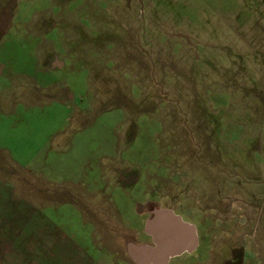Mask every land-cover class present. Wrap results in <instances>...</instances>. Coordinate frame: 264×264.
I'll return each instance as SVG.
<instances>
[{
    "label": "rangeland",
    "instance_id": "374dc122",
    "mask_svg": "<svg viewBox=\"0 0 264 264\" xmlns=\"http://www.w3.org/2000/svg\"><path fill=\"white\" fill-rule=\"evenodd\" d=\"M30 42L51 73L27 120L3 101L0 122L38 151L40 189L1 174L6 217L65 236L86 264H139L135 248L157 246L146 222L169 212L197 244L167 264H264V0H0L5 70ZM104 174L108 200L86 199Z\"/></svg>",
    "mask_w": 264,
    "mask_h": 264
},
{
    "label": "crops",
    "instance_id": "0c3cea01",
    "mask_svg": "<svg viewBox=\"0 0 264 264\" xmlns=\"http://www.w3.org/2000/svg\"><path fill=\"white\" fill-rule=\"evenodd\" d=\"M13 29V27L9 28V30L4 32V34H11L10 32ZM15 30L18 34V29ZM16 31L14 32L15 34ZM22 43H15V45H19V50H25L24 52L27 55L26 57H21L16 65H10L9 70H5L6 67L0 64V78L3 77L1 79L6 84L7 88L9 90L14 89L17 91V89L21 87V89H19V98H21L19 101L12 95V92H9L5 98L2 97L3 95H0V121L5 114L3 112V101L6 104V112L9 115H15L17 113V108H25V110L21 109L22 111H20L19 116L25 115V120H27V115L33 114V112H29V110H31V107H33L36 101L39 100V91L37 85L39 83L40 75L42 76L44 74L51 73L48 70L44 71V68L40 67V61L38 58L40 46L38 42H30L34 45L32 48H27V50L25 49L26 47L24 48V44ZM7 100H11L10 106L7 103ZM51 103L60 102L54 100ZM27 125L29 126L31 124ZM29 127L31 128V126ZM17 128L18 125L14 123L13 125L8 126L3 124V122H0V176L1 174H25V176H19V178L23 181L22 185L24 184L25 188L27 189L29 187V190L31 191H37L40 189V185L36 181L27 178L28 175L26 174H37L38 165L40 164L38 159V151L33 150L26 152L25 154L21 149V145L17 141L15 144L14 137L11 139H6L7 135L13 134L16 136L15 132ZM43 162L44 160L41 161V163ZM91 174H97L96 170H94V172ZM89 180L93 182L94 185L87 189L85 198L95 201L97 196H101L102 198L108 200L110 195L106 194V189L100 187V185H97V182L100 180L118 181V177L115 174H109V176L104 174L100 177L90 175ZM116 187H118L117 184H115V188ZM105 205L106 203H104V201H101L100 204H96V206H100L102 208L105 207ZM3 211L4 210L0 208L1 264H40L38 261L39 259L35 257V253L33 252L35 245L41 246L43 250L48 251V254L55 253L58 257H60V264H66L67 260L70 261L67 262V264H86L84 248L78 247L75 244L62 239L65 238V236H54L53 233L47 229V227L43 226L39 222H21L20 220L6 217L3 214ZM99 234L100 235L98 236L96 233H91L90 237L93 238L94 241H97V239L100 237L101 240L103 239L106 241V238L103 237L101 231ZM106 242L108 243V241ZM140 253L142 252L139 249L138 251L134 252L135 255L133 254L135 261L137 260L139 264H150L151 261H153H148L147 258L143 260Z\"/></svg>",
    "mask_w": 264,
    "mask_h": 264
},
{
    "label": "bare ground",
    "instance_id": "6f19581e",
    "mask_svg": "<svg viewBox=\"0 0 264 264\" xmlns=\"http://www.w3.org/2000/svg\"><path fill=\"white\" fill-rule=\"evenodd\" d=\"M160 219L163 220V222L168 224V216L163 215L159 216ZM169 225V224H168ZM167 225V227H168ZM179 227V226H175ZM182 233H188L190 234V237L185 240V244L179 243V239H181L180 234ZM167 233V238L162 241V243L157 246L155 249H140L143 254L148 256V261L152 259L153 257L162 256L163 261L162 264H167L170 260L171 255L173 254H180L187 248H191L197 244L196 235L194 233V229L189 224L180 225L179 230H174L171 227H168L165 231ZM178 241V242H177ZM177 242V243H176ZM169 246L170 247V253L165 254L164 250L165 248ZM139 253V252H138Z\"/></svg>",
    "mask_w": 264,
    "mask_h": 264
},
{
    "label": "flooded vegetation",
    "instance_id": "af4514ba",
    "mask_svg": "<svg viewBox=\"0 0 264 264\" xmlns=\"http://www.w3.org/2000/svg\"><path fill=\"white\" fill-rule=\"evenodd\" d=\"M150 212L151 211L149 209V213ZM148 221H147V223L145 225V234L148 236L149 242L152 241V243L154 245L159 246L162 243V241H164L167 238V233H165V231L168 228L167 227L168 224L163 222V220L160 219V217H157L156 219H152V220L150 218V219H148ZM180 236H181V239L178 240V241H180L179 243L185 244V240H186L187 237L182 232H181ZM140 254H141L143 260L145 258H147V260L149 259L148 256H146L145 254H142V253H140ZM176 255H178V254L171 255L170 259L173 258V257H176ZM150 260H153V261H151L150 264H162L163 258H162V256L159 255L157 257H153Z\"/></svg>",
    "mask_w": 264,
    "mask_h": 264
},
{
    "label": "water",
    "instance_id": "95a60500",
    "mask_svg": "<svg viewBox=\"0 0 264 264\" xmlns=\"http://www.w3.org/2000/svg\"><path fill=\"white\" fill-rule=\"evenodd\" d=\"M163 215H167L168 216V227H171L172 229H174V230H179V227H180V225H184L185 223H183L182 221H181V219L179 218V216H176V215H173V214H171V213H169V212H167V213H161V216H163ZM159 217V216H158ZM175 226H179V227H175ZM188 237H187V239L190 237V234L189 235H187ZM157 247V246H156ZM139 249H146V248H135V251L137 250H139ZM149 249H152V248H149ZM148 250V249H147ZM164 253L165 254H168V253H170V247L169 246H167L166 248H165V250H164Z\"/></svg>",
    "mask_w": 264,
    "mask_h": 264
}]
</instances>
